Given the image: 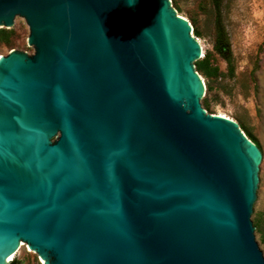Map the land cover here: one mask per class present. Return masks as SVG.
<instances>
[{"label": "water", "instance_id": "water-1", "mask_svg": "<svg viewBox=\"0 0 264 264\" xmlns=\"http://www.w3.org/2000/svg\"><path fill=\"white\" fill-rule=\"evenodd\" d=\"M0 264H264L262 152L208 112L171 0H0Z\"/></svg>", "mask_w": 264, "mask_h": 264}, {"label": "rangeland", "instance_id": "rangeland-1", "mask_svg": "<svg viewBox=\"0 0 264 264\" xmlns=\"http://www.w3.org/2000/svg\"><path fill=\"white\" fill-rule=\"evenodd\" d=\"M175 5L180 15L196 21L200 34H193L202 44L201 58L206 56L211 70L217 68L209 77L199 72L206 87L201 103L205 99L208 112H221L237 121L260 145L262 157L251 219L256 223L255 239L264 256V0H221L219 6L213 0H175ZM218 26L229 40V61L214 48ZM26 28L24 19L16 16L13 25L6 28L14 34L7 43L0 40V54L12 48L31 53ZM12 260L41 264L39 256L23 242Z\"/></svg>", "mask_w": 264, "mask_h": 264}, {"label": "trees", "instance_id": "trees-1", "mask_svg": "<svg viewBox=\"0 0 264 264\" xmlns=\"http://www.w3.org/2000/svg\"><path fill=\"white\" fill-rule=\"evenodd\" d=\"M220 1L221 0H213V4L215 6H219ZM171 2H172V5L175 6V8L177 9V6L175 5V0H171ZM191 22H192V26H193V33L196 35L200 34V30L198 29L196 21L194 19H192ZM13 34H14V32L12 30H8L6 28H0V40L5 42V43H7L9 41L11 35H13ZM214 48L227 61L230 60V58H231L230 53L231 52H230L229 40L226 37V34H225L223 28L220 26H218V28H217L216 37L214 40ZM194 63H195L196 70L198 72H201L202 74H204L207 77H209L212 74H215L217 72L216 67H214L212 70L209 68L208 59L206 58L205 55L203 58L197 59ZM202 105L206 110H209V103L205 99L202 100ZM239 126L244 131V133L248 136V138H250L260 148V145H259L258 141L256 140V138L250 132L246 131L241 124H239ZM254 225H256V223ZM18 263H19L18 261H13V262H10L8 264H18Z\"/></svg>", "mask_w": 264, "mask_h": 264}, {"label": "bare ground", "instance_id": "bare-ground-1", "mask_svg": "<svg viewBox=\"0 0 264 264\" xmlns=\"http://www.w3.org/2000/svg\"><path fill=\"white\" fill-rule=\"evenodd\" d=\"M199 41V40H198ZM200 42V41H199ZM200 44H201V42H200ZM201 46H202V44H201ZM1 55V54H0ZM218 114H220V115H222V116H226V117H228L226 114H223V113H218ZM231 118V117H230ZM15 254H16V252H15ZM14 256H12V257H10V258H13Z\"/></svg>", "mask_w": 264, "mask_h": 264}, {"label": "built area", "instance_id": "built-area-1", "mask_svg": "<svg viewBox=\"0 0 264 264\" xmlns=\"http://www.w3.org/2000/svg\"><path fill=\"white\" fill-rule=\"evenodd\" d=\"M203 56V52L201 53V55H200V58Z\"/></svg>", "mask_w": 264, "mask_h": 264}]
</instances>
